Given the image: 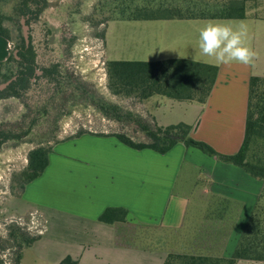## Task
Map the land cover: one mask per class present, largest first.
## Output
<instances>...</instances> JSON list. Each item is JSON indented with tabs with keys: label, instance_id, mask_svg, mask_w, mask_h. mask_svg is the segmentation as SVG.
Wrapping results in <instances>:
<instances>
[{
	"label": "crops",
	"instance_id": "crops-1",
	"mask_svg": "<svg viewBox=\"0 0 264 264\" xmlns=\"http://www.w3.org/2000/svg\"><path fill=\"white\" fill-rule=\"evenodd\" d=\"M261 9L264 6L250 11L244 20L135 22L137 45L146 48L140 50L148 58L128 61L174 59L219 67L218 79L207 103H187L190 106L187 112L191 111L193 117L158 122L147 111L151 123L161 127L184 123L192 128L193 139L209 144L219 153L233 155L240 151L246 132L250 80L253 76L264 77ZM209 22L226 23L234 29L246 25V44L256 52L253 63L217 64L214 58L203 56L199 49V31ZM14 53V43L0 36V68ZM117 133L120 132L86 131L80 136L73 135L76 138L70 157L51 155L44 174L28 187L29 199L40 201L48 211L72 215L75 234L86 241L103 240L108 247L115 245L117 250H135L129 243L122 244L128 239L125 226L134 222L160 226L170 232L171 240L184 232L187 246L184 252L175 249L169 255L173 264H187L192 260H199L200 264H264L232 258L264 191V181L184 143H178L165 155L149 149L134 153L114 136ZM196 175L202 186L192 192V178ZM108 208L127 209V222H101L99 218ZM189 210L207 213L193 223L187 219ZM191 224L198 226L201 233L198 239L193 240L188 232ZM80 241L83 244L84 240ZM136 252L138 256L145 254ZM66 256L76 260L74 254ZM165 258L160 259V264H164Z\"/></svg>",
	"mask_w": 264,
	"mask_h": 264
},
{
	"label": "rangeland",
	"instance_id": "rangeland-1",
	"mask_svg": "<svg viewBox=\"0 0 264 264\" xmlns=\"http://www.w3.org/2000/svg\"><path fill=\"white\" fill-rule=\"evenodd\" d=\"M101 1L48 0V8L27 26L40 69L27 93L20 98L0 100V131L21 132L29 128L31 119L36 114L39 115V120L23 139L8 140L0 148V258L4 264H59L70 253L75 255L74 258L80 264H160V259L164 256V264H173L169 255L176 252L175 249L184 252L187 246L183 240L184 232L178 233L171 240L170 232L160 226L139 225L134 222L125 226L128 239L122 242L134 247L133 251L117 250L115 245L113 248L108 247L103 240L86 241L80 234H75L71 225L75 219L72 215L58 210L48 211L40 201L29 199L27 190L30 184L25 191L19 186V175L28 166L29 152L41 142L51 140L50 144H55L50 154L51 159V155L54 158L70 157L74 148L72 142L76 138L73 135L79 132L117 130L141 140L142 132L133 123H121L105 116L88 102L85 95L71 96L80 84L126 111L142 115L148 121H152L148 112L158 122L161 119L177 122L183 116L193 117L191 111L187 112L190 109L187 103L180 104L166 97L155 96L146 104L136 97L118 98L111 94L107 63L113 60H144L148 57L140 50L146 48L138 46L136 42L138 24L130 21L101 24L103 14L97 13ZM261 5L264 6V0H259V6ZM259 14L264 15V9L259 10ZM24 22L26 24V20L22 19L20 23L6 24L12 31L14 46L20 42L21 33L25 36ZM15 54L16 47L12 55ZM54 64L60 65L62 80H71L68 81V92L59 104L60 100L51 101L56 97L57 84L42 76V69ZM0 82V85L5 84L3 80ZM48 101L59 106L46 113L42 107ZM192 149L203 153L197 148ZM129 150L134 153L143 151ZM192 183V192L202 186L197 175L192 178ZM206 213V210H189L187 219L194 223L200 221ZM17 229L26 237L38 238L25 251L20 262L18 255L23 252L25 245L20 247L11 236ZM202 229L204 228L201 227ZM188 232L193 240L201 236L196 224H191ZM80 239L84 240V246ZM137 250L144 251L145 254L138 256Z\"/></svg>",
	"mask_w": 264,
	"mask_h": 264
},
{
	"label": "trees",
	"instance_id": "trees-1",
	"mask_svg": "<svg viewBox=\"0 0 264 264\" xmlns=\"http://www.w3.org/2000/svg\"><path fill=\"white\" fill-rule=\"evenodd\" d=\"M48 6V0H0V36L13 42L12 31L6 24L20 23L25 19L26 25L30 26ZM258 6L259 0H102L97 7V13L103 14L101 24L113 21L244 20L249 17V12ZM20 30L22 32L21 26ZM19 40L15 45L16 54L11 55L0 68V81L7 83L12 80L0 92V100L9 97L20 98L27 93L40 69L31 35L29 43L22 33ZM106 68L108 87L113 96L136 97L141 102L162 96L176 102L206 104L219 74L218 66L174 59L155 62L113 60L107 63ZM42 76L57 84L56 97L51 101L60 100L59 104L67 94L68 81L71 80H62V70L58 64L43 68ZM76 95H85L88 102L105 116L121 123H133L138 127L142 132L141 140H136L135 136L126 133L114 135L132 149H149L164 155L178 143H184L224 163L236 165L250 176L264 181V77L253 76L250 80L245 139L240 151L233 155L221 154L209 144L193 139L190 136L192 128L187 124L158 126L140 114L126 111L84 84H80L71 94ZM51 101L43 105V112L49 113L51 108L59 106L50 104ZM37 120L38 114L31 119L29 128L21 132L0 131V148L8 140L23 139L27 136ZM83 133L79 132L77 136ZM50 142L51 140L41 142L29 152L28 166L19 175L22 191L40 178L48 168L50 154L55 145ZM127 217L128 210L125 208H108L99 220L106 224H116L127 222ZM17 230L12 232L11 236L20 247L25 245L23 252L18 255L20 262L25 251L32 247L38 238L26 237ZM232 258L235 261L264 263V191ZM194 262L198 261L192 260L188 263ZM0 264H4L1 258ZM60 264H79V261L68 256Z\"/></svg>",
	"mask_w": 264,
	"mask_h": 264
},
{
	"label": "clouds",
	"instance_id": "clouds-1",
	"mask_svg": "<svg viewBox=\"0 0 264 264\" xmlns=\"http://www.w3.org/2000/svg\"><path fill=\"white\" fill-rule=\"evenodd\" d=\"M247 27L238 29L226 23L209 22L199 31V49L203 56L214 58L217 64L253 63L256 52L246 44Z\"/></svg>",
	"mask_w": 264,
	"mask_h": 264
},
{
	"label": "water",
	"instance_id": "water-1",
	"mask_svg": "<svg viewBox=\"0 0 264 264\" xmlns=\"http://www.w3.org/2000/svg\"><path fill=\"white\" fill-rule=\"evenodd\" d=\"M24 24V29L26 30L25 31V37H26V40H27V43H29V33H28V28H27V25L25 24V22L23 23ZM12 81H9L5 84H2L0 85V92L3 91Z\"/></svg>",
	"mask_w": 264,
	"mask_h": 264
},
{
	"label": "flooded vegetation",
	"instance_id": "flooded-vegetation-1",
	"mask_svg": "<svg viewBox=\"0 0 264 264\" xmlns=\"http://www.w3.org/2000/svg\"><path fill=\"white\" fill-rule=\"evenodd\" d=\"M12 81V80H11Z\"/></svg>",
	"mask_w": 264,
	"mask_h": 264
}]
</instances>
